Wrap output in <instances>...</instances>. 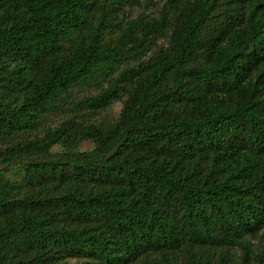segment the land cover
I'll list each match as a JSON object with an SVG mask.
<instances>
[{
    "label": "trees",
    "instance_id": "1",
    "mask_svg": "<svg viewBox=\"0 0 264 264\" xmlns=\"http://www.w3.org/2000/svg\"><path fill=\"white\" fill-rule=\"evenodd\" d=\"M142 7L0 0V264H264V0Z\"/></svg>",
    "mask_w": 264,
    "mask_h": 264
},
{
    "label": "rangeland",
    "instance_id": "2",
    "mask_svg": "<svg viewBox=\"0 0 264 264\" xmlns=\"http://www.w3.org/2000/svg\"><path fill=\"white\" fill-rule=\"evenodd\" d=\"M141 1H142V4L145 5V7H142L140 9H135L134 10L135 14L137 15L138 13H142V14L145 13L146 15L151 16V17L155 16L158 7L164 3V0H141ZM121 108H122L121 102H117L113 104L109 109L103 112L90 115L89 119L92 122L98 123V124H103V125L112 124L118 118ZM60 119L61 117L59 115L51 116V118H49L48 120V124L51 127H54L57 125ZM1 146L2 144L0 142V147ZM91 148H92V144L90 142H83L77 148H75V150L85 151V150H90ZM60 151H62V147L60 146H55L52 149V152H60ZM5 178L12 182H19L22 179V170L20 168H13L10 172L5 174ZM258 238L251 242L256 244V242L260 240ZM238 257H239V253H237V256H235V261L237 263H238ZM69 264H81V261L76 262L74 260H70ZM232 264H235V262H233Z\"/></svg>",
    "mask_w": 264,
    "mask_h": 264
}]
</instances>
